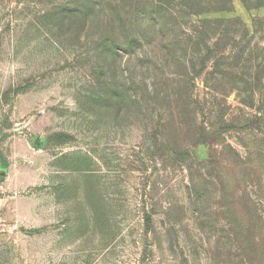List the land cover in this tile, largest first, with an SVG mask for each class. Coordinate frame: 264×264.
Wrapping results in <instances>:
<instances>
[{
  "label": "rangeland",
  "instance_id": "rangeland-1",
  "mask_svg": "<svg viewBox=\"0 0 264 264\" xmlns=\"http://www.w3.org/2000/svg\"><path fill=\"white\" fill-rule=\"evenodd\" d=\"M257 3L175 61L114 0H0V264H264Z\"/></svg>",
  "mask_w": 264,
  "mask_h": 264
},
{
  "label": "trees",
  "instance_id": "trees-1",
  "mask_svg": "<svg viewBox=\"0 0 264 264\" xmlns=\"http://www.w3.org/2000/svg\"><path fill=\"white\" fill-rule=\"evenodd\" d=\"M123 6H116L118 18L122 22V35L131 44L142 45V41L158 42L163 56L174 55L175 61L185 60L192 54L193 45L206 44V28L215 25L219 29L224 23L236 20L218 18L201 19L210 14L232 12V0H114ZM256 8L264 7L261 0ZM216 9L210 11L209 6ZM150 43V44H151ZM174 46V50H173ZM185 47V49H183ZM171 51V52H170ZM144 55L149 53L144 51ZM252 78V77H251Z\"/></svg>",
  "mask_w": 264,
  "mask_h": 264
}]
</instances>
